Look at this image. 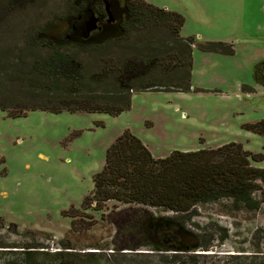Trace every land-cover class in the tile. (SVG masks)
<instances>
[{
	"label": "rangeland",
	"instance_id": "374dc122",
	"mask_svg": "<svg viewBox=\"0 0 264 264\" xmlns=\"http://www.w3.org/2000/svg\"><path fill=\"white\" fill-rule=\"evenodd\" d=\"M70 1L23 0L13 11L0 5V19L6 18L0 51L26 72L34 59L46 60L50 51L33 40L31 28L56 19L58 44ZM146 1L182 14L181 35L196 38L191 90L135 92L131 108L118 115L37 110L12 118L0 110V264H264V184L257 211L236 212L222 201L187 216L201 237L200 247L187 253L155 251L137 230L118 228L112 214L121 204L107 203L100 212L85 205L108 149L125 131L155 158L240 143L263 156L252 164L264 169V134L247 128L264 120V86L255 80L264 63V0ZM217 43L228 47H209ZM91 49L63 50L90 65ZM4 73L0 102L25 101L7 80L14 70Z\"/></svg>",
	"mask_w": 264,
	"mask_h": 264
},
{
	"label": "trees",
	"instance_id": "16d2710c",
	"mask_svg": "<svg viewBox=\"0 0 264 264\" xmlns=\"http://www.w3.org/2000/svg\"><path fill=\"white\" fill-rule=\"evenodd\" d=\"M22 1L0 0V5L13 11ZM107 3L114 19L111 22ZM94 16L98 27L88 33V22ZM5 21L0 19V33L6 29ZM185 21L182 14L146 0H123V4L118 0H72L67 16L61 19L67 30L57 39L58 44L54 45L52 37L56 19L31 28L33 40L50 51L46 60L34 59L26 72L13 64L8 52L0 51V75L14 70L16 76L7 80L27 98L20 104L14 99L10 104L0 102V110L12 118L37 110L118 115L131 108L135 92L190 91L196 38L181 35ZM209 47L228 46L217 43ZM64 48H92V63L85 65ZM35 72L38 77L31 79ZM255 80L264 86V63L257 66ZM11 102L18 105L14 110ZM247 128L264 134V120ZM262 159L261 154L234 142L155 158L138 136L125 131L108 149L85 205L98 212L110 202L123 205L125 208L112 214L116 226L129 233L137 230L149 241L144 246L155 251H195L201 237L189 229L186 218H192L200 205L226 201L236 212L260 208L264 169L253 166L252 161Z\"/></svg>",
	"mask_w": 264,
	"mask_h": 264
},
{
	"label": "water",
	"instance_id": "95a60500",
	"mask_svg": "<svg viewBox=\"0 0 264 264\" xmlns=\"http://www.w3.org/2000/svg\"><path fill=\"white\" fill-rule=\"evenodd\" d=\"M106 10H107V12H108V14H109V21L111 22V21H113L114 19H113V17H112V15H111V13H110V11H109V5H108V3L106 4ZM97 27H98V18L97 17H92V19L88 22V33H90V32H92V31H94V30H96L97 29Z\"/></svg>",
	"mask_w": 264,
	"mask_h": 264
}]
</instances>
